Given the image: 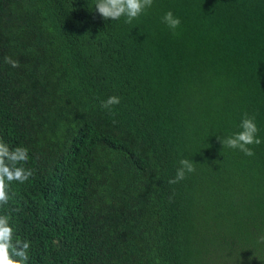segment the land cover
Segmentation results:
<instances>
[{
	"label": "trees",
	"instance_id": "obj_1",
	"mask_svg": "<svg viewBox=\"0 0 264 264\" xmlns=\"http://www.w3.org/2000/svg\"><path fill=\"white\" fill-rule=\"evenodd\" d=\"M92 2L0 0V135L35 158L9 205L31 264H264V144L218 138L244 113L264 135V0H156L132 24ZM182 156L197 171L170 184Z\"/></svg>",
	"mask_w": 264,
	"mask_h": 264
},
{
	"label": "clouds",
	"instance_id": "obj_2",
	"mask_svg": "<svg viewBox=\"0 0 264 264\" xmlns=\"http://www.w3.org/2000/svg\"><path fill=\"white\" fill-rule=\"evenodd\" d=\"M156 0H93L92 8L104 20L119 22L121 19L127 24L139 21L153 8ZM162 22L173 32L181 27L182 19L174 11L168 10L161 17ZM5 63L12 68H18L20 61L11 55L3 57ZM119 95H110L102 101V107L112 111L113 107L121 103ZM255 116L248 113L239 120L237 130L225 136H218L223 149H233L243 152L246 156H254L252 145L264 144V135ZM33 150L25 143L13 145L3 135H0V264H31L34 241L22 235L10 201L15 196L14 186L25 185L35 175L31 166L34 162ZM197 162L187 156L178 161L175 176L168 181L170 184H179L190 174L197 171ZM264 239V238H262ZM258 257V256H257ZM260 259V258H259Z\"/></svg>",
	"mask_w": 264,
	"mask_h": 264
}]
</instances>
